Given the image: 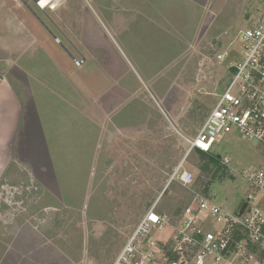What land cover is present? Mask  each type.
Segmentation results:
<instances>
[{
    "label": "rangeland",
    "instance_id": "374dc122",
    "mask_svg": "<svg viewBox=\"0 0 264 264\" xmlns=\"http://www.w3.org/2000/svg\"><path fill=\"white\" fill-rule=\"evenodd\" d=\"M16 1L25 23L12 31L3 23ZM0 3V37L21 43L4 59L24 52L17 64L60 85L57 95L41 88L38 96L53 124L50 146L62 140L53 161L33 167L14 152L22 163L0 178V264H111L155 202L174 223L199 196L229 211L246 200L245 173L261 162L260 146L230 128L209 153L214 164L189 152L184 138L197 133L230 62L240 60L239 31L264 22V0H62L45 11L32 0ZM64 70L83 77L90 93L99 83L103 98L115 100L113 123L130 127L106 137L98 161L90 162L97 135H87L66 104L57 106L58 96H73L56 78ZM181 162L194 173L190 186L170 181Z\"/></svg>",
    "mask_w": 264,
    "mask_h": 264
},
{
    "label": "built area",
    "instance_id": "2783aa9c",
    "mask_svg": "<svg viewBox=\"0 0 264 264\" xmlns=\"http://www.w3.org/2000/svg\"><path fill=\"white\" fill-rule=\"evenodd\" d=\"M32 1L37 10L45 11L62 0ZM239 43L240 60L230 62L215 104L194 137L184 139L189 152H212L223 133L235 128L260 146L261 162L245 173L246 206L239 214L243 202L229 211L198 195L171 223L165 212L156 211L155 202L111 264H264V22L252 21L240 30ZM74 63L81 65L82 60ZM182 164L170 181L190 186L194 173Z\"/></svg>",
    "mask_w": 264,
    "mask_h": 264
},
{
    "label": "crops",
    "instance_id": "0c3cea01",
    "mask_svg": "<svg viewBox=\"0 0 264 264\" xmlns=\"http://www.w3.org/2000/svg\"><path fill=\"white\" fill-rule=\"evenodd\" d=\"M0 6L2 7L3 3H0ZM58 6L59 4L53 9ZM7 7L10 8L9 6ZM13 8L16 11L13 12L14 17L11 16L12 21L8 24L7 16L3 24H7V29L17 31L22 25L21 23H25V18L23 16V10L21 11V14H19V11L17 10L18 8H23L19 2H14ZM58 28L60 27L58 26ZM0 38V178H4L11 167H16L22 162H27L33 167L35 161L36 164L39 161H53L54 155H51V153H57L58 150L61 149V146L59 145L62 144V140L59 141V138L56 140L52 139V145L50 146L49 140L46 137V130L52 127L53 124L50 117H47L49 115H47L46 111L42 110V107L46 109L47 106L40 102L38 96V92H40L41 88H46L51 94L54 93L57 95V88L59 89L60 85L50 86L48 85V82L40 76L37 78V75L35 76V74L30 72L23 65L17 64L15 61H20L19 58L24 55V52L18 53V59L16 60L4 59L6 54L3 55L2 53H9L11 49L16 48L14 45L21 43L16 40L14 44H9L4 35ZM23 43L24 42L22 41V44ZM80 47V51L83 52V46ZM183 53L184 51L181 55H183ZM81 60L84 63L86 62L84 57H82ZM49 72L51 71L49 70ZM58 72L62 71L59 69ZM65 72L66 71L64 70L63 73H61V76L56 78L60 83L62 81L67 83L68 89H66V87L65 89L67 91L70 90L68 92H73V96L68 98H66L67 94L64 96H58L57 106H63L66 104L67 107L71 108L75 113V117L73 116L74 121L76 120V122H78L79 120L81 123H85L86 127L87 125L89 126L88 129L86 128V134L88 135L92 133L91 135H97V138L91 147L92 158L90 162L98 161L97 159L100 157V153L105 151L104 141L106 137L114 130L124 131L130 129V127L126 129V126L113 123L112 114L116 112V109L112 107L110 101L115 102V100L112 99L107 101L106 98H103L101 91L98 90L99 83H95L91 86L95 89V94H93L90 93L93 92V90L88 87V84H84L83 81L81 83L83 77L75 76L73 79L70 74H65ZM26 76L27 78L25 79ZM29 76L32 79L31 81H28ZM33 80L37 83L35 87L39 89V91L37 89L35 90V87H32ZM57 116L63 121L61 122L62 126L66 122L69 123L65 120L66 114H63V111H60ZM58 133L61 134L62 132ZM38 135H41L42 139H37ZM43 136H45V138ZM54 143H57L58 146H54ZM14 146L16 147L15 151ZM14 152H16L22 162H19V160H13ZM14 163L17 165L15 166Z\"/></svg>",
    "mask_w": 264,
    "mask_h": 264
},
{
    "label": "trees",
    "instance_id": "16d2710c",
    "mask_svg": "<svg viewBox=\"0 0 264 264\" xmlns=\"http://www.w3.org/2000/svg\"><path fill=\"white\" fill-rule=\"evenodd\" d=\"M195 151H197L202 157L207 158V161H208V162H211V163H214V164L217 163L216 160L213 159V157H209V156H210V155H209L210 152H206V153H205V152L200 151V150H195ZM207 168H208V164L203 163V164L200 166L199 169H201V170H205V169H207ZM239 205H240V204H239Z\"/></svg>",
    "mask_w": 264,
    "mask_h": 264
},
{
    "label": "water",
    "instance_id": "95a60500",
    "mask_svg": "<svg viewBox=\"0 0 264 264\" xmlns=\"http://www.w3.org/2000/svg\"><path fill=\"white\" fill-rule=\"evenodd\" d=\"M246 206V202H243L242 205L239 208V214L243 211L244 207Z\"/></svg>",
    "mask_w": 264,
    "mask_h": 264
},
{
    "label": "snow or ice",
    "instance_id": "6c2138e0",
    "mask_svg": "<svg viewBox=\"0 0 264 264\" xmlns=\"http://www.w3.org/2000/svg\"><path fill=\"white\" fill-rule=\"evenodd\" d=\"M153 219H155V217H153Z\"/></svg>",
    "mask_w": 264,
    "mask_h": 264
}]
</instances>
